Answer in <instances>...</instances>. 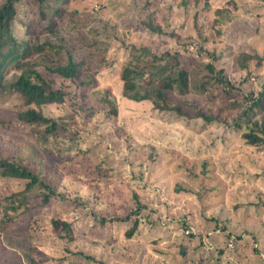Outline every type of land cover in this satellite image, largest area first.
<instances>
[{
	"label": "rangeland",
	"instance_id": "rangeland-1",
	"mask_svg": "<svg viewBox=\"0 0 264 264\" xmlns=\"http://www.w3.org/2000/svg\"><path fill=\"white\" fill-rule=\"evenodd\" d=\"M58 1H47L51 10ZM134 2L66 0L68 10L78 11L74 18L77 23L82 25L87 17V25L81 33L74 29L67 34L75 52L92 54L93 60L102 55L98 45L91 43L88 26L92 20L101 29L106 23V31L124 32L125 43L143 41L152 51L171 48L172 38L150 33L136 24ZM188 4L189 19L188 24H183V30L189 32L196 43L203 40L204 52L198 54L199 58L206 61L211 51L218 56L213 60L215 66L222 67L229 79L240 80L237 95L257 91L264 81V0H188ZM183 19L184 13H179L171 23L178 34L182 31ZM119 43L116 40V45ZM113 50L103 52L104 57L110 56ZM240 50L262 56L260 66L252 69L250 79L245 81L241 80L246 74L237 70L232 59ZM253 66L251 63V68ZM115 79L106 71H100L96 88L109 90L115 98L117 121L112 122V115L102 114L96 108L89 116V123H85L84 114H72L71 124L81 136L72 141L69 150L71 155L85 152L94 160L106 159L110 176L62 174L52 166L53 160L47 157L46 162L44 155L35 153L31 147L38 143L28 125L17 119L13 107L18 101L8 83L0 105V157H18L25 164L30 162L38 175L54 182L69 197L77 196L89 208H104L106 213L124 209L136 193L141 203L152 209L150 220L141 222L130 238L123 236L128 225L108 222L103 234L110 236H84V240L66 243L60 224L56 229L51 223L57 214L64 216L60 207L52 202L37 212H30L31 215L24 204L14 210L7 209L4 196L17 189L19 183L12 180L5 184L0 180V264H59L60 258L67 264H88L82 258H75V246L83 247L86 254L95 260L103 259L107 264H208L209 261L212 264H264V145L251 148L238 137V132L228 128L217 133L211 131L209 134L214 138L200 140L196 133H188L179 118L152 109L148 101L121 98L117 93L120 83L111 86ZM94 122L98 132L103 131L104 135L94 131L88 134ZM190 146L199 152L198 157L188 153ZM102 148L108 154L105 155ZM200 158L209 163L206 174L201 172ZM217 159L225 161L227 173H218ZM25 202L37 201L35 196L27 195ZM3 213L4 221L1 220ZM6 215L13 216L11 222L6 221ZM81 216L85 220L79 221V226L92 224L91 216L85 213ZM212 216L228 223L232 237L236 236L233 230L245 236L233 240L229 237L221 242L220 229L214 230ZM181 221L190 227L183 228ZM191 230L201 233V254L199 248L193 249L194 241L188 239ZM220 242L231 250L222 254L215 252ZM200 255L201 263L196 259Z\"/></svg>",
	"mask_w": 264,
	"mask_h": 264
},
{
	"label": "trees",
	"instance_id": "trees-1",
	"mask_svg": "<svg viewBox=\"0 0 264 264\" xmlns=\"http://www.w3.org/2000/svg\"><path fill=\"white\" fill-rule=\"evenodd\" d=\"M47 1L0 0V105L3 104L1 100L5 97L8 83L18 101L13 107L16 117L28 125L38 143L33 144L32 150L44 155L46 162L47 157L53 160L52 166L56 171L62 174L74 172L81 177L110 176L109 167L105 166L106 159L94 160L92 155L88 156L85 152L69 153L72 141L81 136L71 124L72 114H84L85 123H89V116L98 110L102 114L112 115V122L117 121L115 98L109 90L96 88L100 71L116 77L111 86L120 83L117 93L121 98L148 101L152 109L166 111L179 118L180 124L188 128V133H196L200 140L202 137L212 138L213 135L209 134L211 131L217 133L222 128H228L238 132V137L251 148L264 145V81L257 91L237 95V82L240 80L229 79L222 67L215 66L213 60L218 56L211 51L206 61L199 58L198 54L204 52L203 40L196 43L189 32L183 30V24L189 19L188 0H181L180 4H172L169 0H135L136 24L150 33L166 34L174 41L171 48L160 51H152L143 41L125 43L124 32L106 31V23L101 29L92 20L88 26L91 43L98 45L97 49L102 52L96 60L91 59L92 54L76 53L72 40L67 36L74 29H79L81 33L87 25V17L80 25L74 19L78 11L68 10L66 0L58 1L52 10ZM179 13H184L185 19L180 23L182 31L178 34L171 23ZM116 40L120 41L117 45ZM111 49H114L112 54L104 57L103 52ZM232 59L237 70L246 74L241 80L245 81L260 66L262 56L240 50L232 55ZM93 124L88 134L94 131L104 135L105 132H98L96 123ZM148 146L152 147L150 144ZM189 148L188 153L198 157L199 152L193 151L192 146ZM102 152L108 154L103 148ZM199 161L202 174H206L209 163L202 158ZM30 164L23 163L18 157H0V180L5 184L12 180L19 183L17 189L3 197L7 202L6 207L14 210L24 204L31 215L30 212H37L54 202L64 216L57 214L52 217L51 223L56 229L60 224L59 229L66 237V243L84 240V236L108 237L110 234H103L108 222L128 225L123 236L130 238L141 222L150 220L152 209L141 203L136 193L124 209L106 213L104 208H89L77 196L69 197L54 182L38 175ZM216 165L218 173H227L225 161L217 159ZM27 195L35 196L37 202H25ZM255 204L256 201L252 203L253 206ZM82 213L92 217L91 225H78L79 221L85 220ZM72 216L79 220L74 221ZM5 219L9 223L13 216L6 215ZM212 220L215 221L214 230L220 229L221 242L229 237L233 240L234 237L241 239L245 236L233 230L236 236L232 237L226 221L213 216ZM181 226L190 227L183 221ZM200 234L191 230L188 239L194 241L193 249L199 248L201 254ZM221 242L215 246V252L222 254L231 250L226 248L230 246ZM73 252L75 258H82L88 264H107L103 259L95 260L86 254L81 246H75ZM196 259L200 263L203 261L202 255ZM58 263L67 264L63 258L58 259ZM208 264L212 263L209 261Z\"/></svg>",
	"mask_w": 264,
	"mask_h": 264
}]
</instances>
